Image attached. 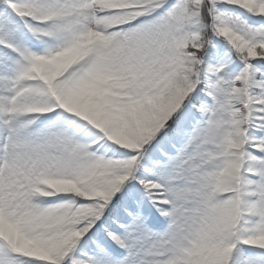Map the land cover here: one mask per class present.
Listing matches in <instances>:
<instances>
[{
  "label": "snow or ice",
  "instance_id": "1",
  "mask_svg": "<svg viewBox=\"0 0 264 264\" xmlns=\"http://www.w3.org/2000/svg\"><path fill=\"white\" fill-rule=\"evenodd\" d=\"M0 264H264V0H0Z\"/></svg>",
  "mask_w": 264,
  "mask_h": 264
}]
</instances>
